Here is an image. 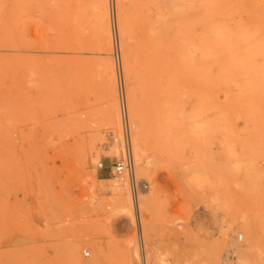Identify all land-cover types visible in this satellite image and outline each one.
<instances>
[{
  "label": "rangeland",
  "instance_id": "374dc122",
  "mask_svg": "<svg viewBox=\"0 0 264 264\" xmlns=\"http://www.w3.org/2000/svg\"><path fill=\"white\" fill-rule=\"evenodd\" d=\"M235 250L264 264V0H0V264Z\"/></svg>",
  "mask_w": 264,
  "mask_h": 264
},
{
  "label": "built area",
  "instance_id": "2783aa9c",
  "mask_svg": "<svg viewBox=\"0 0 264 264\" xmlns=\"http://www.w3.org/2000/svg\"><path fill=\"white\" fill-rule=\"evenodd\" d=\"M123 138H124V152L123 155L115 161L113 164L111 171L117 177L124 179H129V184L131 191L133 193V198L137 202L138 201V192L142 189H147L148 185L145 182H138L135 174V161L133 155V148L131 143V134L128 122V116L123 108ZM100 168L104 167V163L100 162ZM84 256L89 258L91 257V253L88 250L84 251ZM105 264V263H102Z\"/></svg>",
  "mask_w": 264,
  "mask_h": 264
},
{
  "label": "bare ground",
  "instance_id": "6f19581e",
  "mask_svg": "<svg viewBox=\"0 0 264 264\" xmlns=\"http://www.w3.org/2000/svg\"><path fill=\"white\" fill-rule=\"evenodd\" d=\"M103 8L104 9H102L101 12H100V19L98 21V33H99V36L101 38L102 45L105 48L109 49L108 45H109V43L111 41V33H112L111 32V26H110V23H109V20H108V12L109 11H108L107 5H105V7H103ZM108 67L113 69L112 64H108ZM239 253H240V251L237 250L235 255L232 258L233 260L229 259V260H231V262L229 264H252L250 258H246L244 260L238 258L236 255H239ZM221 255H222L221 253H217V254L213 255V258H211L209 260L208 259H199L200 261H198V263L197 262H190V263H187V264H222ZM141 259L143 260V264H149L148 256H146V255L142 256L141 255Z\"/></svg>",
  "mask_w": 264,
  "mask_h": 264
}]
</instances>
